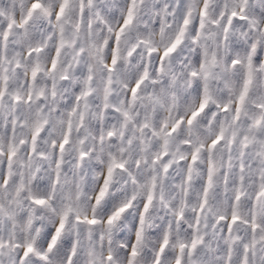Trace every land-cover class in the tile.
<instances>
[{
    "label": "snow or ice",
    "instance_id": "1",
    "mask_svg": "<svg viewBox=\"0 0 264 264\" xmlns=\"http://www.w3.org/2000/svg\"><path fill=\"white\" fill-rule=\"evenodd\" d=\"M0 264H264V0H0Z\"/></svg>",
    "mask_w": 264,
    "mask_h": 264
}]
</instances>
